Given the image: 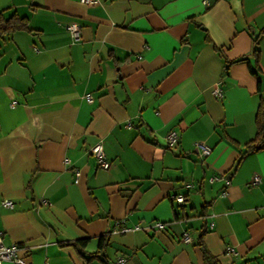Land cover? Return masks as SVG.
<instances>
[{"label":"crops","instance_id":"1","mask_svg":"<svg viewBox=\"0 0 264 264\" xmlns=\"http://www.w3.org/2000/svg\"><path fill=\"white\" fill-rule=\"evenodd\" d=\"M0 14L30 28L0 36L4 244L32 264H264V148L232 169L264 97V0H0ZM243 56L257 76L228 63Z\"/></svg>","mask_w":264,"mask_h":264},{"label":"built area","instance_id":"2","mask_svg":"<svg viewBox=\"0 0 264 264\" xmlns=\"http://www.w3.org/2000/svg\"><path fill=\"white\" fill-rule=\"evenodd\" d=\"M80 1H82L85 4H94L97 0H80ZM67 29H68L70 35L72 36L73 40H79L80 39L81 27H80L79 23L70 22L67 24ZM214 93L217 97L222 96L221 90L216 85L214 86ZM86 99L91 100V96L86 95ZM177 141H178V132L174 129H171L170 131H168V133L166 134V145H167V147H173ZM195 147L197 148V150L202 155H207L212 150L211 146L203 143L202 141H196ZM89 153L93 156L97 167L104 168V169L109 168L111 162L109 160H107L105 157V152H104L103 144L101 141H97L96 143H94L89 148ZM67 161L68 160L65 159V162H67ZM79 175H80L79 170L75 169L74 170V181L75 182L78 181ZM260 182H261V177L259 175L255 174L250 181V185H257ZM226 183H228V180H226ZM175 198L179 202L183 201L182 195H176ZM2 204L5 206L13 205V203L10 199H4L2 201ZM154 226L158 229L164 228V225L160 221L154 222ZM137 228H139L138 224L133 226V229H137ZM127 230H129L128 227L122 225L120 221L117 222L116 231L123 232V231H127ZM182 240L183 241H189L190 240V236H189L188 231L183 232ZM231 250H233V249H231ZM24 251L28 252L27 248L24 247L23 245H19V244H15V243L9 244V245L4 244L2 241V237L0 235V264H2L3 261H11L14 264H32L31 260L26 258ZM44 264H49V263L47 261H45Z\"/></svg>","mask_w":264,"mask_h":264},{"label":"trees","instance_id":"3","mask_svg":"<svg viewBox=\"0 0 264 264\" xmlns=\"http://www.w3.org/2000/svg\"><path fill=\"white\" fill-rule=\"evenodd\" d=\"M15 29L30 30V28L28 27L27 19H25L24 17H19L17 15H12L8 18H3L2 15L0 14V36ZM251 54L258 56V50L253 48ZM256 58L258 59V57ZM234 61H246L250 69V72L252 74H255L256 76L258 75V70H257L258 65L257 64L254 66L250 65L247 56H243L236 60L228 61V63ZM256 61L258 62V60ZM257 90L261 93H264V82H262V80L259 77H257ZM255 123H256V132L251 139H249L244 143L243 145L244 147L240 149L239 155L237 156V158L235 159L232 165V169L236 168V166L239 164L240 160L246 153L264 148V133H262V123H264V97L261 98V101L259 102L256 108ZM86 240L87 238H81L78 239L77 242L80 243L82 246H84L86 244ZM72 243L74 244L76 242H72ZM197 244L201 247L204 255L207 256L209 253L202 242V236H199L197 238ZM105 246H106V238L102 236L100 237V242L98 243L95 252L87 256V260L92 255L98 256L100 251L104 249ZM81 253L83 254V256H85V253L83 252Z\"/></svg>","mask_w":264,"mask_h":264},{"label":"water","instance_id":"4","mask_svg":"<svg viewBox=\"0 0 264 264\" xmlns=\"http://www.w3.org/2000/svg\"><path fill=\"white\" fill-rule=\"evenodd\" d=\"M262 133H264V123H262Z\"/></svg>","mask_w":264,"mask_h":264}]
</instances>
